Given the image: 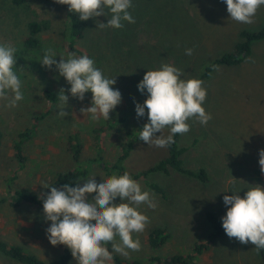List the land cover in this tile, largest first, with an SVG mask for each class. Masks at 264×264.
Returning a JSON list of instances; mask_svg holds the SVG:
<instances>
[{"label": "rangeland", "instance_id": "rangeland-1", "mask_svg": "<svg viewBox=\"0 0 264 264\" xmlns=\"http://www.w3.org/2000/svg\"><path fill=\"white\" fill-rule=\"evenodd\" d=\"M131 3L128 11L135 23L125 21L121 29L100 28V22L107 23L111 18L105 9L104 16L89 19L85 37L78 43L106 78L115 79L112 87L121 91V103L109 115L123 118L124 122L106 135L103 160L116 161L128 149L130 141L126 133L148 122L147 109L144 117H137L135 112V102L143 104L148 95L146 90L141 94L137 84L146 71L158 70L162 64L180 69L182 79L203 81L207 96L202 107L212 116L206 125L189 119L190 130L179 134L178 140V146L186 148L182 155L184 166L192 171L204 170L206 181L176 172L153 173L138 181L142 191L152 195L156 207L141 204L138 208L149 218L145 230L133 234V239L140 240V250H129L128 257L112 253L126 261L145 263L152 257L189 256L195 243L205 242L212 231L206 213L220 219L225 215L224 195L238 192L243 197L249 185L264 187V173L258 163V150L264 148V40L252 44L251 55L241 64L216 66L209 76L203 75L213 59L230 52L240 41L241 31L254 32L264 26V6L258 8L254 23L244 24L229 17L224 0H131ZM68 7L56 0H27L19 7L13 6L10 0H0V44H11L17 50L14 71L22 82L24 95L16 107H8V99H0V199L13 196L15 190L40 193L45 184L54 181L57 173L74 168L66 140L77 129L82 131L85 140L80 162L88 169V175L79 183L82 185L93 177L103 182L115 174L103 171L97 162H90L97 157L91 131L103 119L102 116L92 119L90 113L80 111L91 106V92L85 93L83 101L72 97L68 92L70 84L55 66L49 69L40 63L47 49L56 53L57 62L69 58L64 37ZM43 20L49 21L50 27L38 35V48L24 47L27 24ZM186 49H192V55H186ZM61 88L69 96L67 106L59 99L39 122L36 137L24 146L27 165L8 185L16 168L13 142L20 132L31 127L36 115L49 109L44 91L59 93ZM11 95L6 92L9 99ZM63 107L70 115H58ZM162 134L170 135V129L165 127ZM166 155V148L140 140L130 146L123 165L130 172H139ZM148 183L160 187L162 194L149 189ZM93 196L89 194V199ZM115 202L119 203V198ZM50 223L44 219L42 207L28 203L15 208L3 205L0 240L19 245L42 261L51 262L66 246L49 243L46 229ZM154 228L169 233L168 240L157 250H151L147 242ZM116 241L119 242V237ZM106 247L111 251L110 243ZM194 262L190 264H263L251 242L241 244L225 232ZM0 264L15 262L0 253ZM70 264L77 262L72 260Z\"/></svg>", "mask_w": 264, "mask_h": 264}, {"label": "clouds", "instance_id": "clouds-1", "mask_svg": "<svg viewBox=\"0 0 264 264\" xmlns=\"http://www.w3.org/2000/svg\"><path fill=\"white\" fill-rule=\"evenodd\" d=\"M68 5V11L79 14L80 21H86L105 15V9L111 13L107 23L100 28L121 29L123 22L135 23L128 11L131 0H56ZM229 17L244 24L254 23L255 14L264 0H224ZM16 48L11 44H0V99H8V107H16L23 100L22 82L16 72ZM192 55V49L185 50ZM56 53L47 49L41 65L49 69L54 65L59 75L64 77L72 97L83 101L85 93L91 92V106L81 108L82 113H90L92 119L103 117L110 119L112 112L121 103V91L113 88L115 79L106 78L102 71L94 66L93 59L86 54L76 57L69 53V58L57 62ZM215 67V66H214ZM180 69L162 64L158 70H148L137 84L138 91L147 98L143 104L135 102L137 117L145 116L148 122L143 125L139 140L147 145L166 148L174 144L173 135L185 134L190 130L189 119H196L206 125L212 119L202 107L207 90L200 79H182ZM10 92L11 98L6 96ZM60 101L67 106L69 99L65 90L58 93ZM63 107L58 115L66 117L69 112ZM165 127L170 135L163 136ZM160 133V135H154ZM260 170L264 173V149L258 150ZM243 198L238 192L224 195L226 213L221 217L222 228L229 238H236L241 244L251 242L257 254L264 250V187L259 184L249 185ZM46 194H41L44 219L50 221L46 229L47 239L53 246H66L77 264H106L112 260V252L128 257L129 250L139 251L140 240L133 239L134 233H141L149 223V218L138 211L141 204L155 208L153 197L148 191H142L140 184L131 178L128 172L111 175L103 182L89 178L81 185L64 184L57 188L45 184ZM89 194H94L89 199ZM119 198V203L116 199ZM119 237V242L116 238ZM111 244V251L106 247Z\"/></svg>", "mask_w": 264, "mask_h": 264}, {"label": "trees", "instance_id": "trees-1", "mask_svg": "<svg viewBox=\"0 0 264 264\" xmlns=\"http://www.w3.org/2000/svg\"><path fill=\"white\" fill-rule=\"evenodd\" d=\"M55 1V0H51ZM11 4L15 7L23 6L26 4L27 0H10ZM88 20L80 21L79 14L74 12L68 13V22L67 28L64 33L66 40V50L68 53H74L77 57L85 55L86 52L78 45V43L84 39L85 34L88 28ZM50 23L47 20L43 21H32L27 24V35L22 41V45L29 49H36L39 46L38 35L49 29ZM240 41L236 43L233 49L230 52L224 53L219 57H216L211 61V63L204 70V77L209 76L214 66H235L241 64L245 61L252 53V44L257 41L264 40V26L261 27L258 31L249 32L241 31L239 33ZM87 55V54H86ZM44 96L49 109L44 113L36 115L31 122V127H28L24 131L20 132L17 136V139L13 142V159L15 163V170L11 172L8 185H11L12 182L18 177L17 172L25 169L27 165V158L24 153V146L30 142L34 137H36L39 122L49 113V110L54 106L56 101L59 100L58 93L53 91H44ZM124 122L123 118H110L109 120L101 119V124L93 128L91 131L93 148L97 149V157L90 160L91 163H96L103 171L107 173H115L117 176L122 175L125 172H128L132 179L139 181L142 178L153 173H161L169 175L171 172L180 173L182 175L188 176L190 178L197 179L199 181H206V173L204 170L200 169L198 171H192L184 166L182 155L186 151V148L178 146L179 134L173 135L175 141L174 144L166 147L167 155L147 169L139 172H130L128 171L123 162L129 155V148L134 142H138L139 134L141 127L137 129L130 130L126 133L129 142L128 149L122 151L116 161L108 163L102 158V153L105 147L106 135L110 131L116 129L119 125ZM1 137V134H0ZM84 135L80 129L73 131L68 135L66 140L67 151L71 155V158L74 162V168L59 172L56 174L55 179L49 186H55L57 188L61 187L64 184H69V186H75L80 179L88 175V169L83 163L80 162V155L84 149ZM264 149V148H263ZM101 156V157H100ZM148 188L156 193H161L162 190L154 183H148ZM48 189L44 188L40 193H26L23 191L15 190L13 191V196L8 195L7 197L0 199V207L3 205L9 207H17L20 204H33L43 208L42 199L40 195L46 194ZM10 192V191H8ZM243 198V197H242ZM206 219L210 224L212 231L208 234L205 242H197L192 249V253L189 256H180L174 255L167 258H158L152 257L149 258L148 262H141L137 260H123L118 255L112 253V260L110 264H190L195 263L194 260L202 256L205 252L209 250L211 245L224 234V229L222 228V221L213 213H206ZM169 238V233L161 228L152 229L148 236L147 242L151 250L160 249ZM0 253L15 262V264H70L74 258L71 255V251L64 247L57 259L51 262H44L35 255L28 253L24 250L23 247L15 244H9L5 241L0 240ZM259 257L264 264V250L259 252ZM10 262V261H9Z\"/></svg>", "mask_w": 264, "mask_h": 264}]
</instances>
